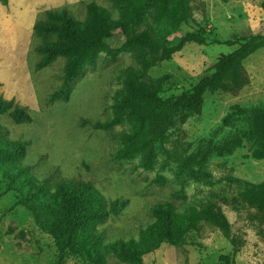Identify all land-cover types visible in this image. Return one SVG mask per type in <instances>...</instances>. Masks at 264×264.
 Masks as SVG:
<instances>
[{
    "label": "rangeland",
    "instance_id": "1",
    "mask_svg": "<svg viewBox=\"0 0 264 264\" xmlns=\"http://www.w3.org/2000/svg\"><path fill=\"white\" fill-rule=\"evenodd\" d=\"M95 1L107 7L115 18L118 10L109 0H0V97L15 99L33 117L30 123H16L8 114L0 125L11 138L30 142L23 165L37 183L53 184L59 176L90 180L109 199H129L118 216L99 228L108 240L138 238L141 228L154 220L152 205L170 201L179 211L201 208L212 201L219 204L242 239L233 252L230 240L217 227L202 220L186 235V244H162L144 256L146 264H264V215L256 207L240 201L241 183L264 181V158L252 155L246 140L233 154L216 151L201 167L191 157L209 139L220 140L231 127L224 118L235 105L253 107L264 104V48L245 61L249 83L239 92H208L203 110L171 131L158 142L157 163L153 170L140 166V156L116 159L122 146L121 134L132 124L124 122L110 130L95 129L93 123L113 116L117 98L127 93L125 81L130 68L140 62L131 52L116 56L101 53L94 65L70 84L67 100L52 94L65 82L66 57L58 56L49 66L37 69L41 54L36 50L43 38L34 32L37 21L48 10L67 8L79 19L87 15L86 4ZM264 0H192L191 19L179 32L204 29L208 40L234 39L264 32ZM157 24L153 17L140 29ZM117 38V37H116ZM237 46L226 43H188L170 59H159L143 77L154 84L163 97L190 90L203 76L214 70L222 53ZM90 123L82 125V120ZM7 184L0 176V192ZM19 194L7 191L0 196V264H58L59 251L53 236L45 232L36 211L17 205ZM108 264H130L106 252ZM64 264H90L70 255Z\"/></svg>",
    "mask_w": 264,
    "mask_h": 264
},
{
    "label": "trees",
    "instance_id": "2",
    "mask_svg": "<svg viewBox=\"0 0 264 264\" xmlns=\"http://www.w3.org/2000/svg\"><path fill=\"white\" fill-rule=\"evenodd\" d=\"M7 4L8 0H1ZM118 10L115 18L105 6L95 1L86 4L87 15L79 19L67 8L48 10L46 18L34 25V32L43 38L36 50L41 54L37 69L49 66L58 56L66 57L65 82L51 98L67 100L70 84L89 65H94L100 54L116 56L131 52L140 62L139 70L130 68L125 81L127 93L117 98L113 116L93 123L95 129L110 130L128 117L132 127L121 134L122 146L116 159L140 156V166L153 170L157 163L158 142L167 139L171 131L184 124L189 117L200 114L208 92H239L249 83L245 61L264 48V32L237 36L225 41L237 46L219 55L212 73L203 76L190 90L163 97L151 82L143 79L159 59H170L188 43L207 44L204 29L180 33L183 24L191 19L192 0H109ZM264 10V2L262 3ZM153 17L157 24L140 29V24ZM117 37V38H116ZM0 80V85H1ZM8 114L16 123H30L32 115L26 106L15 99L0 97V116ZM231 127L220 140L209 139L191 157V163L203 167L216 151L220 155L233 154L246 140L252 155L264 158V104L244 107L235 105L223 120ZM90 123L82 120V125ZM0 125V176L7 184L6 191L19 194L17 205L28 206L42 220L41 228L51 234L59 251L58 264L70 256H78L90 264H108L106 252H112L130 264H146L144 256L162 244H186V235L197 229L202 220L217 227L230 240L234 254L243 243L232 230V224L222 207L209 201L201 208L189 207L179 211L170 202L152 205L154 220L141 228L139 237L108 240L99 226L118 216L129 204V199L109 200L90 180L57 177L52 186L38 180L23 165L30 144L28 140L11 138ZM240 201L256 207L264 215V181H243ZM230 264V256H221Z\"/></svg>",
    "mask_w": 264,
    "mask_h": 264
}]
</instances>
